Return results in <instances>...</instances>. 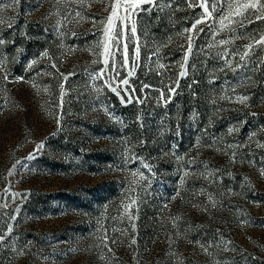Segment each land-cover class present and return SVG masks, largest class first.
<instances>
[{
    "label": "rangeland",
    "instance_id": "obj_1",
    "mask_svg": "<svg viewBox=\"0 0 264 264\" xmlns=\"http://www.w3.org/2000/svg\"><path fill=\"white\" fill-rule=\"evenodd\" d=\"M261 38L264 0H0V264H264Z\"/></svg>",
    "mask_w": 264,
    "mask_h": 264
},
{
    "label": "snow or ice",
    "instance_id": "obj_2",
    "mask_svg": "<svg viewBox=\"0 0 264 264\" xmlns=\"http://www.w3.org/2000/svg\"><path fill=\"white\" fill-rule=\"evenodd\" d=\"M256 5L255 4H252V5H243L242 7H245V8H247V7H255ZM117 7H118V5H117ZM205 11L207 12V8H205ZM116 14V10H115V8H114V10H113V15H115ZM210 14V13H209ZM237 14H239L238 12H237ZM111 22H112V16H110L109 17V23L111 24ZM197 24H199V23H201V21H197L196 22ZM193 29H195V27H196V24H194L193 26ZM133 30H134V27H133ZM223 43V42H222ZM257 43H264V38H261V40H259V41H257ZM190 48H191V45L189 44V50H190ZM46 55V54H45ZM246 55V54H245ZM241 59H243V57H241ZM101 75H103V73H101ZM129 75H131V73L129 74ZM182 75H183V73H182ZM123 83L125 84V85H127L128 84V80L127 79H125L124 81H123ZM114 91H115V89H113ZM244 99H246V98H244ZM30 158H31V154H30ZM262 174H264V173H262ZM0 239H2V237H0ZM133 243H135V241H133Z\"/></svg>",
    "mask_w": 264,
    "mask_h": 264
}]
</instances>
